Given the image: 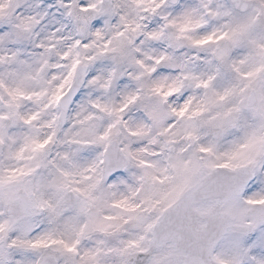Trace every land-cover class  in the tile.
I'll return each mask as SVG.
<instances>
[{
    "label": "snow or ice",
    "instance_id": "6c2138e0",
    "mask_svg": "<svg viewBox=\"0 0 264 264\" xmlns=\"http://www.w3.org/2000/svg\"><path fill=\"white\" fill-rule=\"evenodd\" d=\"M0 264H264V0H0Z\"/></svg>",
    "mask_w": 264,
    "mask_h": 264
}]
</instances>
